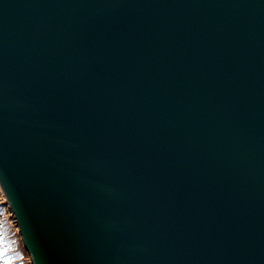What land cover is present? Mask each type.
Wrapping results in <instances>:
<instances>
[{"label":"water","instance_id":"water-1","mask_svg":"<svg viewBox=\"0 0 264 264\" xmlns=\"http://www.w3.org/2000/svg\"><path fill=\"white\" fill-rule=\"evenodd\" d=\"M0 192L30 264H264V0H0Z\"/></svg>","mask_w":264,"mask_h":264},{"label":"trees","instance_id":"trees-1","mask_svg":"<svg viewBox=\"0 0 264 264\" xmlns=\"http://www.w3.org/2000/svg\"><path fill=\"white\" fill-rule=\"evenodd\" d=\"M5 209L7 210V208ZM17 240V231L14 227H9L6 222L0 219V264H27L23 258L26 256L23 253L24 249L22 246L20 247V244H17Z\"/></svg>","mask_w":264,"mask_h":264},{"label":"rangeland","instance_id":"rangeland-1","mask_svg":"<svg viewBox=\"0 0 264 264\" xmlns=\"http://www.w3.org/2000/svg\"><path fill=\"white\" fill-rule=\"evenodd\" d=\"M5 208H6V205H5L4 199H3V197H2V194H1V192H0V219H2L4 222H6V223L9 225V227H11V228L14 227V229H15V225H14V223H13V221H12V216H11V214L8 212V210H6ZM12 225H13V226H12ZM15 231H16V229H15ZM17 238H18V240H17L16 242H17V244H20V240H19L18 234H17ZM18 241H19V242H18ZM20 247H21V244H20ZM22 250H23V249H22ZM23 251H24L23 253H25V255H26V256L23 257V258H24V261H25L27 264H30V263H29V260H28L27 253L25 252V250H23Z\"/></svg>","mask_w":264,"mask_h":264}]
</instances>
